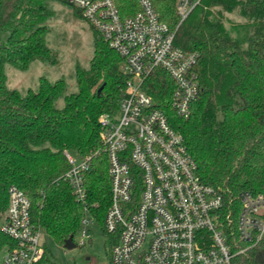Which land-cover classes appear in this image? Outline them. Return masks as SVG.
Listing matches in <instances>:
<instances>
[{
  "label": "trees",
  "instance_id": "obj_1",
  "mask_svg": "<svg viewBox=\"0 0 264 264\" xmlns=\"http://www.w3.org/2000/svg\"><path fill=\"white\" fill-rule=\"evenodd\" d=\"M49 0H0V225L8 204L7 189L19 188L30 202L32 222L60 247L80 228L82 206L62 177L69 169L65 153L93 156L100 148L102 114H114L127 78L121 59L92 29L93 56L87 70L76 67L77 91L66 94L62 79H39L25 95L6 87L4 66L26 71L33 61L57 65L46 44ZM124 16L138 10L135 0H114ZM158 19L174 33V44L196 53L201 93L186 117L169 107L172 82L161 72L144 91L179 133L200 179L221 197V230L233 251L237 240L239 194L264 193V0H201L179 23L176 0H149ZM76 15L81 14L75 8ZM237 12L245 23L225 28L224 14ZM62 97L63 106L57 101ZM104 156L91 159L85 175L86 206L99 227L109 202ZM95 205V208L92 206ZM107 255L118 238L110 237ZM15 242L0 232V250ZM33 264H57L43 246ZM230 264H264V242L235 255Z\"/></svg>",
  "mask_w": 264,
  "mask_h": 264
},
{
  "label": "built area",
  "instance_id": "obj_2",
  "mask_svg": "<svg viewBox=\"0 0 264 264\" xmlns=\"http://www.w3.org/2000/svg\"><path fill=\"white\" fill-rule=\"evenodd\" d=\"M80 11L121 59L127 78L118 109L102 114L100 148L93 156L65 153L69 169L62 179L83 208L80 234L96 219L86 206L85 175L90 161L104 156L109 202L102 218L104 232L118 240L108 264H230L264 242V193L239 194L237 240L245 245L233 251L221 230V197L205 184L182 136L174 131L166 113L144 91L158 72L172 82L169 107L186 117L201 93L195 72L196 53L175 46L174 33L162 23L149 0H135L138 10L124 16L114 0H57ZM201 0H176L179 23ZM8 204L0 232L15 242L5 248L1 264H33L43 255L41 229L31 220L30 202L16 186L7 189ZM95 208V205L92 206Z\"/></svg>",
  "mask_w": 264,
  "mask_h": 264
},
{
  "label": "rangeland",
  "instance_id": "obj_3",
  "mask_svg": "<svg viewBox=\"0 0 264 264\" xmlns=\"http://www.w3.org/2000/svg\"><path fill=\"white\" fill-rule=\"evenodd\" d=\"M48 9L52 16L46 20L48 28L46 44L57 55V65L48 62L33 61L26 71L16 70L10 65L4 66L6 87L25 95L29 89L38 87L39 79L45 78L49 82L62 79L66 85V94L77 91L75 81L76 67L87 70L93 56L94 35L90 26L76 15L75 8L57 0L48 1ZM245 23L237 12L224 14L226 30L234 36L233 28ZM57 106H63L62 97ZM75 157V154L71 153ZM88 237L79 245L80 234L73 237L75 248L66 250L58 246L50 236L41 231L40 241L57 264H108V241L99 224L94 223L86 227ZM5 255V249L0 250V264Z\"/></svg>",
  "mask_w": 264,
  "mask_h": 264
},
{
  "label": "water",
  "instance_id": "obj_4",
  "mask_svg": "<svg viewBox=\"0 0 264 264\" xmlns=\"http://www.w3.org/2000/svg\"><path fill=\"white\" fill-rule=\"evenodd\" d=\"M63 248L66 250H71L75 248V244L73 242V237L70 236L68 239H66L63 243Z\"/></svg>",
  "mask_w": 264,
  "mask_h": 264
}]
</instances>
